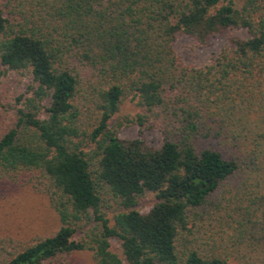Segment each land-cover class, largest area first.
Masks as SVG:
<instances>
[{"label": "trees", "instance_id": "obj_1", "mask_svg": "<svg viewBox=\"0 0 264 264\" xmlns=\"http://www.w3.org/2000/svg\"><path fill=\"white\" fill-rule=\"evenodd\" d=\"M228 29L248 35L207 65L176 50ZM0 67L25 78L1 103L0 190L55 218L0 236V264H264V0H0Z\"/></svg>", "mask_w": 264, "mask_h": 264}, {"label": "rangeland", "instance_id": "obj_2", "mask_svg": "<svg viewBox=\"0 0 264 264\" xmlns=\"http://www.w3.org/2000/svg\"><path fill=\"white\" fill-rule=\"evenodd\" d=\"M247 35L244 29H228L201 43L195 37L180 32L177 35L175 46L184 63L200 67L209 64L224 44H229L233 38H245ZM0 72H2L1 67ZM23 80L25 78L15 72L0 73V106L2 102L9 101L22 90ZM136 111V107L132 103L126 102L117 117L134 114ZM4 112L1 106L0 127L3 126L2 114ZM139 135H143L146 143L150 146L160 147L163 143V134L157 128L145 129L141 133L140 126L131 125L120 132V137L123 139H132ZM10 192L9 194L5 190H0V236L30 239L52 227L55 218L46 198L34 194L25 187L16 190L11 188ZM153 200L154 195H149L139 205V209L143 212L147 211L150 209ZM114 244L118 243L114 241ZM74 263L91 264L87 256L82 254L77 256Z\"/></svg>", "mask_w": 264, "mask_h": 264}]
</instances>
